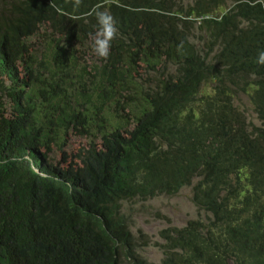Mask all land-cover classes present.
<instances>
[{"label":"trees","instance_id":"1","mask_svg":"<svg viewBox=\"0 0 264 264\" xmlns=\"http://www.w3.org/2000/svg\"><path fill=\"white\" fill-rule=\"evenodd\" d=\"M103 1L0 0V88L12 104L10 114L0 104V264H123V255L126 264H149L122 203L174 192L193 173L203 176L192 199L205 217L164 229L158 264H264V65L256 62L264 0ZM97 10L119 30L108 59L65 69L67 49L93 46ZM43 23L61 40L48 37L51 69L74 68L76 81L93 69L99 103L51 76L30 85L22 40ZM142 68L151 76L133 126L116 119L107 130V101L133 93ZM204 83L211 94L200 92ZM239 94L261 127L246 121ZM70 96L89 108L71 107ZM128 101L133 108L131 94ZM76 125L98 127L100 139L68 156L66 130ZM54 150L58 162L48 157Z\"/></svg>","mask_w":264,"mask_h":264},{"label":"rangeland","instance_id":"2","mask_svg":"<svg viewBox=\"0 0 264 264\" xmlns=\"http://www.w3.org/2000/svg\"><path fill=\"white\" fill-rule=\"evenodd\" d=\"M164 12L166 14L169 13V11ZM58 36L59 35L54 33L48 24L43 23L38 27L37 31L33 35L22 40V43L27 48V51L22 55V66L29 74L30 85L32 86L36 83L37 85L41 86V81L43 80L44 82V79L45 81H53L48 78L51 76L52 79H56L57 85L76 88L77 93H79L81 88H84L86 91L89 90L90 93H93V103H99L98 90L96 86L97 79L93 74V69L92 74L89 73V77L85 78L84 81L73 80L72 75L74 68L76 72H82V64L85 62L88 64L96 62L98 56L94 53L93 46L87 45L88 40H85L81 44L80 48H75L72 51L74 47L71 46L69 49H67L66 56L68 68L65 69L68 70L72 66L74 67L69 72H63L64 68L60 69L59 64L58 68L51 69V56H49L48 49H46L49 45L47 44V40L51 41L48 38L50 37L54 42L58 43L61 41L59 38H57ZM82 48L85 49L81 51ZM100 62L101 60L99 59L97 66L100 65ZM91 67L88 69H91ZM95 69L96 68H94V70ZM86 71L88 70L86 69ZM136 81V89L133 93L125 91V94H121V98H119L118 93L116 92L111 95V98L107 101L103 111L104 115L108 117L109 126L107 130H109L111 127L112 129L118 127L116 124L119 122L118 120L122 121L121 126L125 125L128 128L133 126V120L140 112L139 108L141 107L142 101L145 98V89L148 87L150 82V75L145 72L140 79L136 78ZM203 89L208 91L206 94H211L212 92L210 85H206V87L204 86ZM129 94H131L132 98L135 100V105L133 108L128 106ZM75 96H70L68 103L75 109L83 110L84 106L86 105V101L80 104L82 99H74ZM238 97L239 104L246 108L248 118H250L254 124L260 126L261 123L255 118L247 97L243 94H239ZM116 99L119 101L117 104L118 108L114 105ZM122 102L125 104L123 107L120 106ZM0 104L4 106V109L9 114L11 113V98L7 92V89L5 88H0ZM86 106L89 108V104ZM87 114H89V110ZM97 123H99V121H97ZM99 130L100 129L98 127L94 126L93 128L88 129V133H83L80 132L78 125H76V128L69 126V129L66 130V136L68 140L66 141L65 149L67 150V155L69 156L73 153H76L79 146H87L93 140L98 141L100 139ZM62 133L63 132L60 131V134ZM56 148L60 149L59 147ZM74 155L69 157V159L74 158ZM48 157L55 162H58L61 159V155H58V152L55 150L52 151L51 154H48ZM73 161L75 163L78 161V159H74ZM202 179V173H193L190 178V185H180V188L176 189V191L174 190V192H161L156 196L145 200L141 198H135L123 201L121 212H123V215L128 220L129 228L133 233L137 253L149 264L160 263L164 255V245L166 244L163 234L164 229L173 226L180 227L185 225V223L189 220L201 217V219H203V217H205V211H199L198 207L199 209H201V207L198 204L197 206L192 201L191 192V187ZM122 261L123 264L127 263L124 255L122 256Z\"/></svg>","mask_w":264,"mask_h":264},{"label":"clouds","instance_id":"3","mask_svg":"<svg viewBox=\"0 0 264 264\" xmlns=\"http://www.w3.org/2000/svg\"><path fill=\"white\" fill-rule=\"evenodd\" d=\"M75 2L79 5L80 0H75ZM95 18L98 28L95 33L91 34L93 51L98 57L106 60L110 55L112 42L117 38L119 30L115 18L107 10H97ZM256 62L264 65V51L258 54Z\"/></svg>","mask_w":264,"mask_h":264},{"label":"bare ground","instance_id":"4","mask_svg":"<svg viewBox=\"0 0 264 264\" xmlns=\"http://www.w3.org/2000/svg\"><path fill=\"white\" fill-rule=\"evenodd\" d=\"M116 1V0H115ZM112 2H114V0H104L103 2H101V3H105V8H107L108 7V4H110V3H112ZM106 3H107V5H106ZM142 72H141V74L143 75L145 72H147L150 76H151V74L149 73V71L147 70V69H145V68H142V70H141ZM206 85H210V89L212 90V88H211V84L210 83H204L203 85H202V87H201V89H200V92L201 93H206V92H208V91H205L204 89H203V87L205 86L206 87ZM207 89V88H206ZM204 90V91H203ZM198 97V96H197ZM199 98V97H198ZM200 100H202L201 98H200ZM198 100H196V102H197ZM202 102V101H201ZM194 107H196V106H194ZM199 108V107H198ZM252 109V108H251ZM244 110H245V114H246V116H247V118H246V121L248 122V123H253L254 124V122H252V120L250 119V118H248V115H247V113H246V108H244ZM253 112V111H252ZM196 113V112H195ZM253 114H254V116H255V118L257 119V117H256V115H255V113L253 112ZM182 115V114H181ZM198 116V115H197ZM197 116H193L192 118H196ZM258 120V119H257ZM255 121V120H254ZM260 121V120H259ZM261 122V121H260ZM258 123V122H257ZM251 125V124H250ZM254 125H256L257 126V124H254ZM252 126V125H251ZM262 126V124L260 125V127ZM246 127V126H245ZM243 127H241V129H242ZM239 129V128H238ZM249 131V130H248ZM252 132H254V130H252ZM244 133V132H243ZM234 134V133H233ZM235 134H236V132H235ZM253 134V133H252ZM259 134V133H258ZM231 135V134H230ZM238 135V134H237ZM248 135V134H247ZM228 136V135H227ZM245 136V135H244ZM237 137V136H236ZM229 138V137H228ZM242 138V137H241ZM260 138V137H259ZM231 139H233L232 137H231ZM237 139H239V137H237ZM211 141H214V140H212L211 139ZM217 141V140H216ZM219 141H220V139H219ZM232 141V140H231ZM231 141H229V142H231ZM242 141V140H241ZM262 141V140H261ZM226 142H227V140H226ZM237 142V141H236ZM239 142V141H238ZM252 142H253V139H252ZM216 143V142H215ZM231 143H235V142H231ZM246 143V142H245ZM205 144V143H204ZM213 144V142L211 143V145ZM227 144V143H226ZM230 144V143H229ZM247 145H248V143H246ZM260 144V143H259ZM219 145V144H218ZM237 145V144H236ZM252 145V144H251ZM261 145V144H260ZM204 146V145H203ZM207 146H210V145H207ZM216 147H217V145H215ZM230 146H231V144H230ZM242 146V145H241ZM240 146V147H241ZM246 146V145H245ZM264 146V145H263ZM57 147V146H56ZM55 147V148H56ZM206 147V146H205ZM252 147V146H251ZM207 148V147H206ZM205 148V150H207ZM211 148V147H210ZM213 148H214V146H213ZM213 148H211V150L213 149ZM232 147H230V149H231ZM247 148H248V146H247ZM254 148H256V147H254ZM215 149V148H214ZM242 150L244 149V148H241ZM249 149H251L250 147H249ZM253 149V148H252ZM65 151H66V149H64ZM228 150V149H227ZM231 150H233V148L231 149ZM256 150V149H255ZM244 151H245V149H244ZM253 151V150H252ZM257 152H258V150H256ZM228 152H231V151H229L228 150ZM246 152V151H245ZM254 152V151H253ZM234 154H235V152H233ZM238 153H239V150H238ZM238 153H236V154H238ZM240 153H241V151H240ZM248 154V153H247ZM249 154H251V153H249ZM229 155V154H228ZM239 155V154H238ZM241 155V154H240ZM246 155V154H245ZM233 156V155H232ZM237 156V155H236ZM252 156V155H251ZM234 157V156H233ZM242 157V156H241ZM245 158H246V156H245ZM257 159V158H256ZM261 159V158H260ZM246 160H248V157H247V159ZM257 160H259V159H257ZM257 160H255V161H257ZM244 161V160H243ZM242 161V162H243ZM245 162V161H244ZM261 162V161H260ZM252 163V162H251ZM250 162H249V165L251 164ZM256 164L257 162H254L253 161V163H252V165L253 164ZM245 164H247V162L245 163ZM244 164V165H245ZM258 164H259V162H258ZM257 164V165H258ZM255 166V165H254ZM264 166V165H263ZM252 167V166H251ZM248 168H250V166L248 167ZM255 169H257V168H255ZM260 169V168H259ZM258 169V170H259ZM248 170V169H247ZM252 171V170H251ZM261 171H263V169L261 170ZM255 172V171H254ZM259 173V172H258ZM263 175V174H262ZM256 177V176H255ZM264 177V176H263ZM258 178V177H257ZM261 179V178H260ZM262 183H264V178L262 179V180H260ZM198 184V182L196 183V184H194L192 187H191V192L194 190V187L196 186ZM183 185H190V181H188L187 183H185V184H183ZM182 185V186H183ZM262 195H264V194H262ZM261 195V196H262ZM192 201H193V199H192ZM261 201H264V200H261ZM194 202V201H193ZM195 204V203H194ZM261 204V203H260ZM264 204V203H263ZM262 205V204H261ZM198 210H200L199 208H198Z\"/></svg>","mask_w":264,"mask_h":264}]
</instances>
